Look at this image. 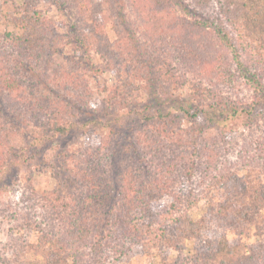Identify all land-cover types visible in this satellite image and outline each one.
I'll use <instances>...</instances> for the list:
<instances>
[{
    "label": "trees",
    "instance_id": "16d2710c",
    "mask_svg": "<svg viewBox=\"0 0 264 264\" xmlns=\"http://www.w3.org/2000/svg\"><path fill=\"white\" fill-rule=\"evenodd\" d=\"M111 1L80 0L74 10L82 21L75 38L83 54L81 63L93 66L94 51L103 59L105 70L118 71L116 81L105 84L106 95L100 100H92L94 92L87 79L75 71H58L59 87L67 94L55 100L52 109L46 106L41 115L40 98L29 97L32 93L25 77L11 76L6 62L11 59L18 67L23 62L49 63L61 48L57 37L44 39L51 32L50 19L32 0H11L8 20L21 32L0 31L4 52L0 54V138L4 132L1 116L6 112L2 100L22 106L19 113L34 118L40 133L59 135L74 125L66 114L80 121L92 116V122H98L121 108L139 111L131 107L133 98L139 99L129 91L133 78L145 80L144 93L150 103L140 106L145 113L143 129L126 133L112 128L120 134L116 145H111L109 136L93 151L88 146L84 151L89 154L85 161L76 162V170L65 173L59 163L49 161L60 187L44 195L43 201L33 194L23 199V207L34 210L31 217L40 232L36 248L45 252L44 264H101L105 251L117 254L111 264H123L131 254L153 250L165 264H264V225H255L253 241L245 240L251 238V226L264 210V0H129L145 28L141 43L134 45L136 61L142 65L135 64L134 55L119 61L127 37L117 25V10ZM109 27L117 38L109 37ZM40 40L45 46L42 58L27 53ZM192 74L198 81L195 103L190 100L183 106L191 127H184L174 112L160 108L152 113L153 108L172 100L173 90L187 83ZM205 106L223 120L247 113V130L254 137L250 135L238 147L222 130L218 135L206 134L200 127V118L209 115ZM162 123L174 125L168 133L163 131L164 141L155 138V129L146 130ZM117 144L126 151L133 149L132 161H126V151L115 150ZM192 146L196 151L189 152ZM228 152L235 154L238 171L250 168L262 182L255 183L250 177L245 182L228 165L233 161L229 155L226 161L219 160ZM65 154L62 151L57 158L65 159ZM200 155L206 156V165L198 171ZM197 171L202 180L197 182L196 193L188 188ZM229 181L245 191L248 201L236 205L229 198L230 208L226 207L229 193L223 190L228 185L222 186ZM207 182L217 187L219 202L213 200ZM80 184L88 191L77 193ZM203 199L211 205L195 220L190 209ZM187 239L192 244L190 255L184 252Z\"/></svg>",
    "mask_w": 264,
    "mask_h": 264
},
{
    "label": "rangeland",
    "instance_id": "374dc122",
    "mask_svg": "<svg viewBox=\"0 0 264 264\" xmlns=\"http://www.w3.org/2000/svg\"><path fill=\"white\" fill-rule=\"evenodd\" d=\"M15 1L21 3L24 0ZM32 1L43 14L50 19L51 25H49V27L51 29L49 32H51L44 37L45 41L49 39L54 41V38L57 37L55 41L58 47L61 48L53 54L51 61L49 60V63L44 65H39L36 64L35 61H32L30 64H26L25 62L20 63L18 67L15 61L13 62L9 59V61L6 62V66H10V75L14 76L15 73H17L19 76L22 77L23 75L25 77L27 82V85H25L32 93L29 97L40 98L41 109H43L41 115L46 111V106L51 107L48 110L52 109L54 101L59 100L67 94L66 89L59 87L61 81L58 80V74H56L58 71L59 73L61 71L74 73L75 71L81 78L87 79L90 88L94 92L92 100H96V98L100 100L105 97L106 92L104 86L105 84L110 85L116 81L118 71L116 69L105 70L106 66H104L105 63L103 59L95 54L94 51H92L91 55L94 62L93 66H98L96 69L91 65L84 66L81 63L83 54H80V47L78 48L79 45L76 42V33H79L81 26L78 25L79 23L82 24V21L74 11L80 6V0ZM10 2L11 0H0V31L16 30L21 32L20 29L16 28L14 24L8 20L10 10L8 9V4ZM129 3V0L111 1V6L117 10V25L126 33L127 37L125 48H123L124 51L122 54L118 53V58L120 61L124 57L130 58L134 55L135 64L142 65L139 60L136 61L137 54L136 50H134V45L141 43L145 28L140 23L137 11L131 7ZM108 32L111 39L117 38L113 28L109 27ZM40 41V44H35V49L33 51L29 50L27 53L32 52L31 54H33L34 52L40 56L38 58H42L41 55L45 50V46H42L43 41ZM53 41L50 44L51 46ZM2 53L4 52L0 46V54ZM72 59L75 60V66H73V62L71 63ZM76 63L79 65H76ZM128 70H131V68L127 69L126 72ZM46 71L50 74V78L47 77L48 74L45 73ZM193 77L194 75L192 74L187 83L180 84L176 90H173L172 100L162 103L158 108H153L152 113L160 110V108L166 113L174 112L179 115V121L184 127H191V122L186 118L188 115L185 110H183V106L185 107V102H189L190 100L195 103L196 96L194 93L198 81ZM66 78L68 77L66 76ZM133 79H135V85ZM133 79V83L130 80L131 85L129 91L132 96L136 95L139 99L133 98L134 105L132 103L131 107L134 110L135 108H139V111L130 113L126 108H121L115 110L112 116H105L104 119H99L98 122H92L93 118L92 116L89 117V113V118L87 119L86 117L81 121L79 117L71 118L70 115L66 114L65 118H69V122L73 121L74 125L68 130L67 134L62 135L58 133H40L39 128L34 127L36 121L34 118H26L19 113V109H21L22 106L20 108L19 106L16 107L19 105L16 101L11 103L12 100H2L6 112L1 116L4 132L1 135L3 139L0 138V163L5 162V164L0 166V264H44L45 262V252L42 248H36L39 242L38 237L40 232L36 227V223L33 221L34 219L31 217V213L34 210L31 206L23 207L25 203L23 199L33 194L43 201L44 195L60 187L58 177L54 175L51 166L48 165L49 161L56 162L57 164L59 163L60 171L64 170L65 173L67 170H76L78 165L76 162H80V159L85 161L84 159L88 156L89 153L84 151L88 146H92L93 149H89L93 151L95 146L99 145L98 142L101 143L103 139L109 138V136H111L110 139L112 140L111 145L113 143V145H116L117 140L120 139L116 137L120 136V134H116V131H113L112 128L126 133L129 132L128 129H134V131H136V129L138 130V128L143 129L141 124L144 123L143 117L145 113L144 109L142 107L140 108V106L149 103V99L148 95L146 96L144 93L145 80ZM30 91H28V93ZM129 101H132V99H129ZM47 103H49V105ZM205 107L207 112L209 111V115L205 114L200 118V127L205 129L204 131L206 134H217L219 130H222L223 134L228 135L231 141H233V145L238 144L239 147L240 143L246 140L248 142L252 134L247 130L246 126L247 113L244 112L228 120H223L218 113L207 106ZM61 120L63 122L62 118ZM173 127V123H162L160 125H155L154 128L149 126L146 130L151 132V129H155V138L158 136L160 141H164L165 133H168L169 129H173ZM252 137L254 136L252 135ZM117 145L119 148L116 146L115 150L126 151L124 146ZM193 150L196 151L192 146L189 152ZM62 151L66 153L64 156L65 159L57 158L58 154ZM125 154L126 161H132L134 154L131 147ZM221 155L224 158L219 157V160L224 159V161H226L227 158L225 156L229 155L228 157L233 161L227 164L233 167V170L239 173V175L244 178L245 182H247L248 177L255 183H261L262 180L264 181V176L262 180L258 179L257 173L250 168L248 170L238 171L237 163L234 161L233 156L235 154L233 152H228V154L222 153ZM205 159L206 156L202 157V155H200V157H198L197 164L198 167H200L198 168L196 166L198 171H201L202 168L205 167ZM200 175L201 173L198 172L195 177L193 176L196 183H191L188 188L189 191L191 189V191L197 193V190H195L198 189L197 182L202 180ZM225 185H228L227 189H224ZM206 186H209V190L214 192L213 200L219 202L221 196L216 192L217 187L213 186L211 182H207ZM63 189L66 190L65 188ZM222 189H224L223 192L225 191L231 195L229 197L228 194V198L225 202L227 208H230V204L228 203L229 198L234 199L236 205L248 201L245 191H239L237 185L231 181H229L228 184H224ZM75 190L77 193L88 191L82 184ZM209 190L207 189V191ZM65 195L68 196L67 193ZM210 205L211 202L208 199L196 202L190 209L191 217L195 220L200 218ZM43 206L44 205H41V207L39 206L40 210H44ZM258 217L257 220L253 222V227L251 226V238H248V240L245 239L248 242L253 241V233L254 231L257 232L255 225H264V210L259 212ZM229 235L230 237L234 236L233 233L230 232ZM184 243L187 245L184 251L185 255H190L191 253H189V251L192 244L188 239L185 240ZM84 244H87V241ZM114 255L116 256L117 254L107 251L102 253L101 258L99 256L101 264H111L114 261ZM124 260L123 264H165L161 261L155 250L149 254H144L142 252L137 254L134 253L124 258ZM116 262L120 264L119 261Z\"/></svg>",
    "mask_w": 264,
    "mask_h": 264
}]
</instances>
